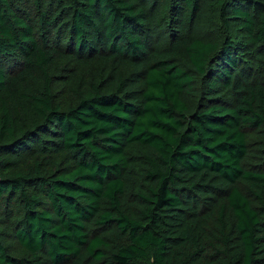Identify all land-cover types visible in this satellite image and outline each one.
<instances>
[{
  "label": "trees",
  "instance_id": "trees-1",
  "mask_svg": "<svg viewBox=\"0 0 264 264\" xmlns=\"http://www.w3.org/2000/svg\"><path fill=\"white\" fill-rule=\"evenodd\" d=\"M0 264H264V0H0Z\"/></svg>",
  "mask_w": 264,
  "mask_h": 264
}]
</instances>
